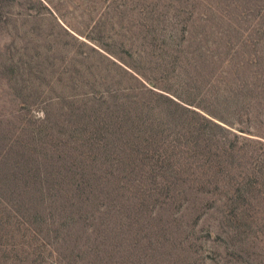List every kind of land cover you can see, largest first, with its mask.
Masks as SVG:
<instances>
[{"label":"trees","instance_id":"trees-1","mask_svg":"<svg viewBox=\"0 0 264 264\" xmlns=\"http://www.w3.org/2000/svg\"><path fill=\"white\" fill-rule=\"evenodd\" d=\"M109 1L117 20L135 18ZM146 1L138 53L103 41L101 19L61 27L90 52L61 83L22 78L0 43V264H125L144 230L153 258L171 223L161 212L188 197L264 228V22L246 34L238 0ZM13 96H42L40 115L14 120Z\"/></svg>","mask_w":264,"mask_h":264},{"label":"rangeland","instance_id":"rangeland-1","mask_svg":"<svg viewBox=\"0 0 264 264\" xmlns=\"http://www.w3.org/2000/svg\"><path fill=\"white\" fill-rule=\"evenodd\" d=\"M123 1L117 0L115 3ZM125 1L136 10L135 18L130 15L128 20H117L109 0H7L0 22V43L5 42L9 46L13 63L19 66L21 74L23 72L22 78L35 79L36 83L45 85L46 79H51V84L61 83V73L70 68V58L81 59L85 53H90L61 28L67 24L88 31L101 19L104 25L96 27V33L102 35L103 41L126 37L129 42L134 41L133 52L142 50L137 46L141 36L136 19L139 2ZM149 1L146 3L149 4ZM216 1L212 0L213 3ZM238 1L240 8L237 7L244 12L241 13L242 26L248 29L246 34L251 32L254 25L263 28L260 22H264V0ZM124 53L119 51V54ZM93 56L91 61L97 63L99 59ZM30 66L31 70L34 68L33 72H30ZM43 66L48 67L46 72H42ZM109 70L115 76L121 74L113 66ZM47 72H54L53 77L47 74L46 78ZM130 83L125 76L122 85L130 86ZM42 99V96L29 98L27 105H23L13 96L11 116L14 120L16 117L26 120L37 117L40 112L32 105L41 104ZM32 100L38 102L34 104ZM192 199L181 200L182 206L181 202L172 204L168 215L161 212V219L171 223L165 233L158 232L162 240L155 246L158 250L153 258L149 252L145 254L148 250L144 251L148 233L146 230L139 231L136 256L124 261L125 264H264V228L248 229L239 224L236 227L232 222L223 221L209 201L197 203V199ZM184 204H187V208L181 213ZM126 241L124 250L128 248ZM2 264L11 263L7 261Z\"/></svg>","mask_w":264,"mask_h":264}]
</instances>
